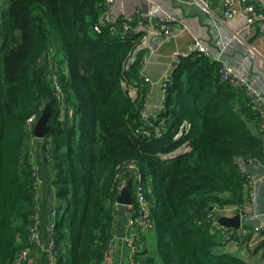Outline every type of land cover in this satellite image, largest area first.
<instances>
[{"label":"trees","instance_id":"trees-1","mask_svg":"<svg viewBox=\"0 0 264 264\" xmlns=\"http://www.w3.org/2000/svg\"><path fill=\"white\" fill-rule=\"evenodd\" d=\"M247 1L258 11L264 2ZM100 2L0 5V264H15L31 248L38 179L31 164L34 133L27 132L26 122L40 117L47 103L52 130L43 146L54 172V264H105L122 186H129L134 198L131 167L150 185L149 219L157 242V255L147 257L140 249L141 263L249 264L216 253L219 237L208 214L211 208L244 205V165L264 159L262 115L246 93L222 82L216 62L194 52L176 64L151 127L143 119L146 90L139 86L144 34L122 36L121 21L94 33ZM52 55L65 95L63 121L48 81ZM159 126L162 135L156 137ZM184 142L188 149L178 153ZM255 238L260 246L252 250ZM245 243L263 257L264 231L247 233Z\"/></svg>","mask_w":264,"mask_h":264},{"label":"crops","instance_id":"crops-1","mask_svg":"<svg viewBox=\"0 0 264 264\" xmlns=\"http://www.w3.org/2000/svg\"><path fill=\"white\" fill-rule=\"evenodd\" d=\"M203 1L207 4L208 9H204L203 3L199 0H117L110 8L115 23L118 24L120 20L126 18L142 19L143 15L154 6L151 3L153 2L189 27V30L181 33L169 43H163L157 25H152L148 28L149 31L143 32L144 36L138 47V50L143 53L141 55V82L139 86L146 90L145 101L148 105L146 111L149 113L148 117L151 123H153V117L154 122L157 120L156 116L164 106L161 81L165 76L172 78L171 73L181 57H188L194 53L192 48L194 37L206 44L214 55L222 52L232 66L239 70L259 91L264 93V21L248 28L245 16L240 14L229 17L224 16V3L226 0ZM234 2L238 8L243 4L241 0H234ZM114 29L116 30V28ZM145 59L146 63H144ZM209 59L212 61L211 58ZM262 121L263 130V118ZM261 133L263 138L264 132ZM31 143L34 148L32 153L34 160L32 159V161L37 167L38 177L40 178L36 208L39 215L42 245L31 250L29 264H54V254L49 253V237L51 234L49 225L52 219L51 211L54 201V190L51 183L54 172L46 162L44 141L42 143L40 139L34 137ZM187 149L180 147L176 151L182 153ZM243 169L247 182L248 177L256 182L255 201L248 194L244 205L234 214H228L225 217L240 214L242 226L240 229H246L249 233L259 230L264 224V159H257L256 162L248 160ZM129 193L132 196L131 188ZM212 233L219 237L216 253H229L249 264H264V255L262 257L261 250L253 254L246 243H233L234 238L228 239L224 227L219 225L213 228ZM113 239L115 252L109 261H105V264H133L128 247L130 240L135 241L137 239L141 251L146 252L147 257L157 255L154 230H145L139 224H135L131 228L126 206L116 204ZM20 242L19 245H21ZM259 246L260 242L255 238L250 242L249 247L254 250L258 249ZM157 264H160V262L158 261Z\"/></svg>","mask_w":264,"mask_h":264},{"label":"built area","instance_id":"built-area-1","mask_svg":"<svg viewBox=\"0 0 264 264\" xmlns=\"http://www.w3.org/2000/svg\"><path fill=\"white\" fill-rule=\"evenodd\" d=\"M117 0H101L100 7L101 14H100V20L98 23H96L93 27L94 33H100L103 26H106L108 24H116L114 17L112 16L111 12V6L116 2ZM203 3L204 9H208L207 4L203 0H199ZM243 4L240 8L236 6V3L234 0H226L224 3V16L229 17L233 15H243L247 19V27L251 28L256 23H260L264 21V2L260 1L259 5L261 6V10L258 11V9L254 5H250L247 0H241ZM154 4L152 8H150L144 15L142 19H133V18H126L121 21V26L119 29V33L122 36H126L129 34H138L143 33L145 31H149V27H152V25H157L159 28V32L162 35V41L163 43H169L175 38H177L181 33L186 32L189 30V27L184 22L180 21L177 17L174 15H171L168 11H166L163 7L151 2ZM116 31V30H115ZM193 51L198 52L208 58H211L213 62H216L219 65V73L222 82L228 83L231 86L242 90L244 93H246L250 103L253 105V107L260 113L264 119V93L259 91L245 76H243L239 70H237L234 66H232L227 59L224 57L223 53H219L218 55H214L212 51L209 49V47L204 44L200 39L197 37H194L193 40ZM54 56L52 55L50 57V67L51 70L48 69V81L52 84L53 90L57 96V99L59 100V103L61 105V121H63L67 115V109L65 106V95L62 91L59 77H58V71L55 68L54 64H56L54 61ZM144 63H146V59L144 60ZM51 71H54L51 72ZM54 74V75H53ZM171 83L170 77L165 76V78L161 81V87H162V95L163 100L165 102L166 96H167V89ZM164 107V106H163ZM148 108V105L145 104L144 106V114L143 119L148 121L149 125L152 127V123L148 117L149 113L146 111ZM71 113V112H69ZM39 119L38 114L32 115L26 122V130L28 133H34V128ZM161 130L160 133H158V130ZM264 132V127H263ZM143 133L147 137H151V132L149 130L144 129L143 127ZM155 136L159 137L162 135V128L157 127L155 129ZM183 133L181 132L179 135H177V138L183 136ZM264 136V134H263ZM35 137V136H34ZM264 138V137H263ZM184 145H187L184 144ZM257 159L251 160L253 162H256ZM31 164L33 165L34 170L36 171L37 179L39 181V173L37 172V167L31 161ZM136 172V179L133 182V191H134V203L135 205H130L127 208H129V226L133 228V225L139 224L141 228L145 230H153V224L150 223L149 216L151 214L150 209V202L147 198V192L150 193L151 190L150 185H144V183L141 181L140 174H138V169L133 168ZM255 189H256V182H254L253 179L248 177L247 182V188L246 192L247 195L249 194V197L255 201ZM117 204V203H116ZM118 205V204H117ZM132 206H135L133 209ZM239 210L238 207H227L225 209L220 210L219 212L216 210V208H212L210 210V213L208 214V220L212 222V228H216L218 225V218L225 215H232L235 212ZM219 214V215H218ZM51 222L49 225V229L51 231L50 237H49V244H50V250L49 253L53 254L54 252V240H53V230L56 225V219H57V212L55 208L52 206L51 211ZM33 224L30 227L29 230V244L31 245V248H27L23 250L17 257L15 264H29L30 261V252L33 248H37L42 245V237L40 235L39 231V215L36 213V215L32 218ZM257 231H264V224L261 228ZM226 234L228 239L234 238L233 243L235 244H241L247 234V231L245 229H239V230H233V229H226ZM236 239V240H235ZM137 239L130 240L128 242V247L130 249V255L133 259V264H143L141 263L137 258V253L140 252V248L136 244ZM115 252V244L114 239L110 242V245L108 247L107 252L105 253V261H109L111 257L113 256Z\"/></svg>","mask_w":264,"mask_h":264},{"label":"water","instance_id":"water-1","mask_svg":"<svg viewBox=\"0 0 264 264\" xmlns=\"http://www.w3.org/2000/svg\"><path fill=\"white\" fill-rule=\"evenodd\" d=\"M51 118V107L47 103L41 116L39 117L35 128L34 136L37 139H46L47 135L51 132L52 127L49 125V120ZM129 186H122L121 192L116 199V203L121 206H127L133 204V197L130 196ZM212 210V208H211ZM218 224L225 229L238 230L241 226V216L237 214L233 217L221 216L218 218Z\"/></svg>","mask_w":264,"mask_h":264},{"label":"rangeland","instance_id":"rangeland-1","mask_svg":"<svg viewBox=\"0 0 264 264\" xmlns=\"http://www.w3.org/2000/svg\"><path fill=\"white\" fill-rule=\"evenodd\" d=\"M0 5H1V7H2V9H4L5 7H6V0H0ZM54 66H55V68L57 69V71L59 70V65H57V64H54ZM48 69L49 70H51V67L50 66H48ZM51 72H53L54 73V71H51ZM54 75V74H53ZM59 103V102H58ZM60 109H61V105H60ZM61 116V115H60ZM161 128H162V126H160ZM163 130V129H162ZM161 132V130L159 129L158 130V133H160ZM41 141H42V143H43V139H40ZM187 142H184L181 146H179L178 148H180V147H184V148H187L188 147V145L189 144H187V145H184V144H186ZM33 160H34V158H32ZM39 183H40V178H39V181H38V187H37V192H38V190H39ZM148 191H150V190H148ZM136 204V202L134 203V198H133V205H135ZM128 206H130V205H127L126 207H128ZM116 208V207H115ZM132 208L134 209L135 208V206H132ZM127 210H128V216H129V213H130V211H129V208H127ZM138 247L141 249V246H139L138 245Z\"/></svg>","mask_w":264,"mask_h":264}]
</instances>
